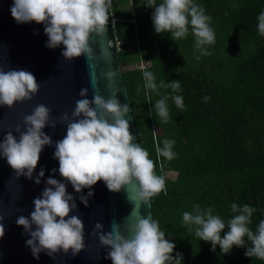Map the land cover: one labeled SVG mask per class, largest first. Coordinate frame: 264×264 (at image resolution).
I'll return each mask as SVG.
<instances>
[{"label": "clouds", "instance_id": "clouds-1", "mask_svg": "<svg viewBox=\"0 0 264 264\" xmlns=\"http://www.w3.org/2000/svg\"><path fill=\"white\" fill-rule=\"evenodd\" d=\"M145 6L154 8L151 20L157 34L170 33V38L178 42L189 33L194 38L195 59L208 56V46L214 45L215 33L210 26L211 17L195 0H146ZM112 0H13L10 9L13 19L18 24L35 22L44 25L47 36L46 47L55 49L64 46L62 56L72 60L84 55L87 59L93 56L90 47V36H102L107 31L109 9ZM235 7V5H233ZM259 35L264 36V11L257 17ZM113 73H108L111 77ZM143 89L147 101L151 104L149 93L160 95V88L171 89L170 95H164L153 104L149 115L155 111L162 123L170 118L168 101L172 100L181 111L185 110L183 97L176 93L181 91L179 80L159 85L151 71H143ZM40 85L35 76L26 70H9L0 68V106L12 108L17 102L32 99L39 91ZM140 86L137 87V92ZM82 99L76 101L71 118L67 113L59 117V122L66 124L67 133L55 144L53 158L59 161V174L70 183L75 192L91 189L98 181H103L110 192H120L126 186L137 184L135 201L148 205L152 197L164 192L166 194L165 177L155 173V163L149 153L140 144H134L135 137L129 131V122L125 117L130 109L122 105L112 96L107 100L94 94L89 100L88 89L80 90ZM210 97H204V102ZM51 109L43 104L36 106L32 113L25 115L22 130L20 125L15 131L19 139L9 130L0 140V156L6 158L8 165L14 170L17 178L24 176L32 179L40 154L52 139L45 134V126L55 128L57 121H50ZM175 140L164 139L156 144L157 161L164 158L172 161L176 157L173 151ZM163 163L160 164L161 170ZM56 169H53L55 173ZM44 176L41 169L35 183H40ZM47 187L41 195L34 199V210L30 217L19 216L16 224L22 226L29 235L26 245L33 257L45 252L49 257L63 251H71L75 256L84 249V224L76 215L70 213L76 209L74 197L66 190V184L49 177ZM80 196L81 202L87 206L88 197ZM257 209L249 204L243 206L231 204L232 217L225 221L214 214L211 206L193 205L191 211H184L182 224L191 234L194 232L199 241L211 244L215 251L219 246L222 254L231 252L233 246H247L244 255L264 261V219L260 220L255 231L249 225L251 217ZM4 217L0 216V238L4 236ZM35 226V227H33ZM112 230L105 233L103 225L97 222L94 233L98 234L101 246L109 249L106 259L112 264H182L183 256L173 251L176 245L165 238L158 221L151 217H140L127 227L129 236H124L120 226L113 223ZM224 235L221 236V233Z\"/></svg>", "mask_w": 264, "mask_h": 264}, {"label": "trees", "instance_id": "trees-1", "mask_svg": "<svg viewBox=\"0 0 264 264\" xmlns=\"http://www.w3.org/2000/svg\"><path fill=\"white\" fill-rule=\"evenodd\" d=\"M145 3L112 0V12L123 43L119 61L138 143L154 161L157 175L177 174L174 179L164 176L166 194L152 197L153 220L176 245L173 256L182 254V264H264L244 255L250 246L246 237L245 247L233 246L222 254L219 246L212 251L210 243L199 241L182 224L183 212L196 204L211 206L225 221L233 215L232 203L249 204L257 209L249 225L253 231L264 219V36L257 27L264 0H195L211 17L215 33L214 45L208 46L211 55L199 60L191 33L178 42L170 33L157 34L151 20L154 8ZM141 63L144 68L138 67ZM145 70L154 73L158 85L161 80L181 84L176 94L183 97L185 110L169 100L166 124L149 111L171 89L160 88L159 96L149 93V103L142 87ZM204 97L210 99L204 102ZM164 139L175 140L172 161H157L156 144L162 146Z\"/></svg>", "mask_w": 264, "mask_h": 264}, {"label": "water", "instance_id": "water-1", "mask_svg": "<svg viewBox=\"0 0 264 264\" xmlns=\"http://www.w3.org/2000/svg\"><path fill=\"white\" fill-rule=\"evenodd\" d=\"M12 5L13 0H0V68L5 72L29 71L35 76L40 88L30 100L17 102L12 108L0 106V140L9 130L19 139L16 126L20 125L22 130H26L24 116L31 114L40 104L51 109L50 121L56 120L57 124L55 128L49 125L43 129L53 143L43 148L32 179L24 176L17 178L6 158L0 156V216L4 217L2 223L5 229L4 236L0 238V264H112L110 259H106L109 249L101 246L98 234H93L95 224H102L103 231L107 233L116 223L121 233L128 237L127 227L138 218L153 219L151 201L137 208L135 182L120 192H110L103 181H98L91 189L85 188L77 193L60 176L59 161L53 158L56 142L67 133L66 124L60 123L59 117L67 113L71 118L76 101L82 99L79 93L83 88L88 89L85 98L89 100L94 94L106 100L115 96L122 105H128L130 111L125 119L129 122L130 133L135 137L133 143L139 144L128 91L122 77L112 7L109 9L106 33L90 36L92 58L81 55L68 60L62 56V44L55 49L46 47L48 38L43 24H18L11 15ZM108 73L113 75L109 77ZM41 169H44V176L36 184L35 179ZM53 169H56L55 173ZM49 177L66 184V190L74 197L77 206L70 215L78 216L84 224V249L75 256L71 251L64 254L61 250L54 259L45 252L39 254V259L34 258L26 245L29 235L22 226L16 224L17 217H30L34 210L33 201L48 186L46 181ZM89 191L94 195L88 197V205L85 206L80 196H87Z\"/></svg>", "mask_w": 264, "mask_h": 264}, {"label": "rangeland", "instance_id": "rangeland-1", "mask_svg": "<svg viewBox=\"0 0 264 264\" xmlns=\"http://www.w3.org/2000/svg\"><path fill=\"white\" fill-rule=\"evenodd\" d=\"M122 8H126V9H133L134 8V6H129V5H124V6H121ZM133 46H135L136 44H132ZM160 131L158 130V129H156V133L158 134ZM176 173L175 172H167V173H165L164 174V176L165 177H167V178H171V179H174L175 177H176Z\"/></svg>", "mask_w": 264, "mask_h": 264}, {"label": "built area", "instance_id": "built-area-1", "mask_svg": "<svg viewBox=\"0 0 264 264\" xmlns=\"http://www.w3.org/2000/svg\"><path fill=\"white\" fill-rule=\"evenodd\" d=\"M115 22H116V19H115ZM117 45H118V49L121 51L122 45H123L122 41L118 39ZM138 67L144 68L145 67V64L141 63L140 65H138Z\"/></svg>", "mask_w": 264, "mask_h": 264}]
</instances>
